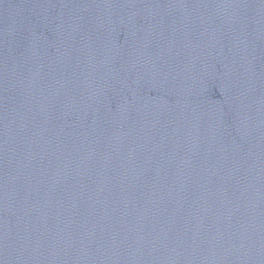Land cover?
<instances>
[{"label":"water","instance_id":"obj_1","mask_svg":"<svg viewBox=\"0 0 264 264\" xmlns=\"http://www.w3.org/2000/svg\"><path fill=\"white\" fill-rule=\"evenodd\" d=\"M0 264H264V0H0Z\"/></svg>","mask_w":264,"mask_h":264}]
</instances>
